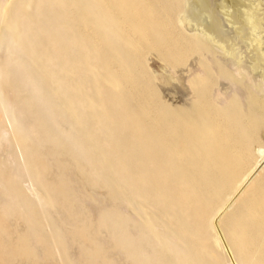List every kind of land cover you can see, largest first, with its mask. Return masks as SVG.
Masks as SVG:
<instances>
[{
	"label": "bare ground",
	"instance_id": "6f19581e",
	"mask_svg": "<svg viewBox=\"0 0 264 264\" xmlns=\"http://www.w3.org/2000/svg\"><path fill=\"white\" fill-rule=\"evenodd\" d=\"M193 1L177 14L188 26ZM261 1L232 0L229 37H212L217 17L206 32L189 27L188 44L207 46L186 50L166 85L152 87L142 63L162 40L157 0H0V92L14 98L0 106L22 152L16 175L0 172V234L13 215L25 226L9 252L0 241V263L10 254L36 264L39 247L77 264L55 214L82 241L83 264H264ZM22 175L35 198L23 194ZM89 211L106 245L84 223Z\"/></svg>",
	"mask_w": 264,
	"mask_h": 264
},
{
	"label": "rangeland",
	"instance_id": "374dc122",
	"mask_svg": "<svg viewBox=\"0 0 264 264\" xmlns=\"http://www.w3.org/2000/svg\"><path fill=\"white\" fill-rule=\"evenodd\" d=\"M3 1H5V0H1V2L3 3ZM158 1V3H161V7H160V9H161V11L162 12H164L165 14H166V18H162V22L160 21V25H159V29L161 30V36H162V40L161 41H159V44H157V45H155V46H150V47H148V48H146V50L144 51V59L146 60V61H143V63H142V67L144 68V70H145V75L147 76V78H148V76H149V80H150V84H151V86L152 87H160V86H162V87H164L165 85H166V83H167V81H168V74H169V70H171L169 67H170V63L172 62V61H175L176 63H178L179 65L181 64V63H183L184 62V59H185V54L187 53V51L188 50H198L200 47H202V48H205V46H207L206 45V43L205 42H203V44L202 43H200L201 45L199 46V45H191V43H189L188 44V36H189V34H191L190 32H188L189 31V27H191L190 29L191 30H193L194 29V27H195V29H196V32L195 31H191L192 33H198V31H200V29H202V30H204L205 32H206V30H210V28L209 27H211V23H212V21H215V20H217V18H218V21H215L217 24H218V22H219V24L220 25H218L219 27H218V29H219V31L218 30H216V32H217V34H216V32H215V30L213 31V29H212V31H211V35H212V37L213 36H215V37H217L216 39H221V38H223V35H224V37H226V36H231V35H233L234 33H235V31H236V28H237V26H238V24H236V22L234 21V13H235V11H236V8H235V6H234V4H232V3H234V2H232V0H229V3H228V0H206V1H208L207 3H206V5H204V0H194L193 2H191L190 3V7H189V9L191 8V10L193 9V11L191 12L192 13V16H193V18H191L192 19V24H191V26H188V24L186 23V22H180V21H178L177 19V14L178 13H180L181 11H182V3H183V0H170L169 1V3L168 4H166V5H164V3H162L161 1L162 0H157ZM187 1H190V0H187ZM224 1V2H223ZM234 1V0H233ZM262 2V8L264 9V2H263V0L261 1ZM16 2L14 1L13 3H12V5L13 4H15ZM209 4L211 5V7L213 8H211L212 10H210V8H208L209 7ZM192 5V6H191ZM230 5V6H229ZM194 6V7H193ZM193 7V8H192ZM208 8V11L209 12H211L212 11V13H210V14H208V12H207V8ZM194 8L196 9V10H194ZM28 9V11H30L31 9H32V6H30V7H28L27 8ZM215 9V10H214ZM191 10H189V11H191ZM206 10V11H205ZM195 11V12H194ZM198 11V12H197ZM204 11V12H203ZM213 12H215L214 13V15H216L215 17H213ZM264 12V11H263ZM190 13V12H189ZM198 13V15H196ZM229 13V14H228ZM212 15V16H211ZM210 16H211V18H210ZM204 17H205V19H204ZM213 17V18H212ZM217 17V18H216ZM262 17V19H261V24H262V26H261V30H263L264 29V16L262 15L261 16ZM197 18H199V20L197 19ZM214 18H215V20H214ZM211 19H213L212 21H211ZM194 20V21H193ZM205 20V22H203ZM194 23V24H193ZM207 23H208V25H207ZM183 24V25H182ZM2 25H4V23H2V21L0 20V29L2 28ZM193 25H195V26H193ZM241 25H243V24H241ZM185 26H186V28H185ZM205 26H207V29H204V27ZM206 28V27H205ZM186 29V30H185ZM199 29V30H198ZM185 30V31H184ZM188 30V31H187ZM222 30V31H221ZM222 32V34L223 35H221L220 33ZM264 31H262V37H264V33H263ZM207 33H210V31L209 32H207ZM226 33V34H225ZM249 34V33H248ZM219 37H221V38H219ZM214 38V37H213ZM214 49H215V47H214ZM187 50V51H186ZM1 53H2V51H0ZM150 52V53H149ZM172 52V53H171ZM177 52V54H176V56H175V59H169L168 58V55L171 53V54H174V53H176ZM0 53V58L2 57V54ZM247 52L245 51L243 54H242V57H243V59H245L246 57H247ZM148 55V56H147ZM146 57H148V59L146 58ZM147 66V67H146ZM148 69L150 70V72H152V74L148 71ZM167 69H169V70H167ZM168 71V72H167ZM150 73V74H149ZM151 75V76H150ZM153 75V76H152ZM154 78V79H152V78ZM3 91H4V88L2 89ZM2 91V93L3 94H1V92H0V105H1V102H2V100H4L3 99V97H5V99L6 98H9V96H10V100H14V98H13V96H12V94L11 93H9L8 91H4L3 92ZM5 95V96H4ZM2 113H4L3 112V109H2V106H0V131H2L3 130V132H4V129H3V127L5 128V134H7L6 136H7V138H8V140H7V138L5 139V141L3 140V142H1V146H0V165L2 166V167H0V172L2 173V171H4V173H5V171H6V173H8V174H12V173H14V175H16V173L15 172H13V171H15L14 169H16V170H18V169H20V167H21V163H22V155H21V149L19 148V147H21L20 145L19 146H17V144L18 143H16V141H15V138H14V135H13V132L11 131H9V129H11L10 128V124H9V122H8V120H5L6 119V117H5V115L4 114H2ZM1 123L3 124V125H1ZM2 129V130H1ZM8 130V131H7ZM6 131H7V133H6ZM263 133H264V130L263 129H260V131H259V138L261 137V136H263ZM7 141V142H6ZM4 143V144H3ZM5 147H7V148H5ZM10 153V154H9ZM12 154V157H13V159L11 158V155ZM9 155V156H8ZM6 160V161H5ZM7 160H9V162L7 161ZM12 160V162H10ZM13 160H14V162H13ZM4 161V162H3ZM5 162H7V163H5ZM1 173H0V175H1ZM48 175H49V177H48ZM45 177H46V179L44 178V181L46 180V181H48V182H50L51 181V179H52V181L54 180V177H53V175H52V173H48V174H46L45 175ZM52 177V178H51ZM45 181V182H46ZM48 182H46V183H48ZM1 183V182H0ZM18 184L20 185V187H21V190H22V192H23V194L25 195V197L26 198H35V188L34 187H32L31 185H30V183H29V178L26 176V175H22L21 177L19 176V179H18ZM2 187H3V183H2V185L0 184V198L2 199V197H3V195L1 194V191H2ZM81 190V189H80ZM78 191V194L81 192V194H83L84 195V191ZM96 190V194H98L99 196H104V195H102V194H105V190L103 189V188H101V189H95ZM101 192V194H99ZM79 195V197H81L82 198V196L83 195ZM29 198V199H30ZM1 199H0V202H3V200H4V197H3V200L1 201ZM79 200H80V198H79ZM88 203V202H87ZM117 203V204H116ZM86 204V203H85ZM114 204V205H113ZM113 204H111V207H112V205L114 206V207H112L114 210H116V211H120V205H119V203L117 202V201H114L113 202ZM115 204L116 205H118V206H115ZM1 205V204H0ZM89 205H90V207H91V204H90V202H89ZM83 206H84V204H83ZM88 207V204L87 205H85V207ZM81 207V206H80ZM79 207V208H80ZM85 207H83V209L85 208ZM86 207V208H87ZM85 208V209H86ZM48 209V208H47ZM46 209V210H47ZM81 210V209H80ZM87 210H90L89 208H87ZM92 210V209H91ZM50 213H49V212ZM49 215H51L52 213V211H50L49 209L46 211ZM80 212H83V211H80ZM127 213H129L128 211H126ZM91 213H92V211H89V213H85L84 212V214H82V215H85L86 217H84L86 220L88 219V218H90V219H88L87 220V222L85 221L84 223H86L88 226H90V228L93 230L92 232H93V234H96V236H97V239L100 237V239H98L99 240V242L100 243H104L106 240H107V242H108V238H110L109 237V234L106 232V231H104L103 229H97V227H96V216H95V214H93L92 213V215H91ZM89 214V215H88ZM53 215H55V214H53ZM53 215H51V218H52V220H54L53 222L55 223V225L59 228V226H61L60 228H59V230H60V235L62 234V236H63V233L67 236V237H69V238H67L66 240H64V238H65V235H64V238H63V245L65 244V243H67V244H65L66 245V247H67V249L65 248V251H66V254L69 256V257H71L72 258V256H73V259H76V258H79V261H78V259H76L78 262H77V264H83V262H84V260H83V257L81 256L80 257V255H81V248H82V241H79L80 239L78 238V239H76V237H74L75 239H73V240H75V241H72V239H70V238H73V237H71V235H69L70 233V231H71V227L72 226H65L64 224H60V223H58V222H56L57 221V219L53 216ZM94 215V216H93ZM91 216H93V217H91ZM18 217V218H17ZM17 218V219H16ZM20 218V219H19ZM54 218V219H53ZM95 218V219H94ZM8 219V218H7ZM56 219V220H55ZM5 220H6V218H4V220H3V222H5ZM11 220H12V222L14 223L16 220H19V222L17 221V223L15 222V224H13L12 222H11ZM89 220H92V222H90ZM9 221H10V223H12V224H9ZM90 222V224H88L89 222ZM94 221V222H93ZM3 222H2V224H3ZM21 222H22V224L24 223V221H23V219H22V217H19V216H16V215H13V216H11L7 221H6V223L4 224V225H6V230H7V227H8V231H5V233H3V234H0V241H2V244H4V243H6L7 242V244L5 245L4 244V246H6V248H5V251H6V249H8V252H9V248H13V244H15V242H16V240H17V238H18V236L19 235H21V233L23 234V231H24V228H25V226L23 227L22 226V224H21ZM92 223V224H91ZM59 224V225H58ZM3 225V226H4ZM8 225H10V226H8ZM20 225V226H19ZM16 227V229L14 228H11V227ZM65 226V228H67V229H69V230H64L63 229V227ZM17 228H18V230H17ZM19 228H21V229H19ZM14 230H16V233L14 232ZM19 230H20V232H19ZM64 230V231H63ZM100 230V231H99ZM18 231V232H17ZM96 233H95V232ZM15 234V236L13 235V233ZM72 232V231H71ZM100 232H102V234L100 233ZM10 233V234H9ZM4 234H6V235H8L9 234V236L8 237H10V239L9 240H7L6 238H8L6 235H4ZM72 234H74V233H72ZM104 234H106V236L104 235ZM75 235V234H74ZM73 236V235H72ZM14 238H16V240L14 239ZM30 238V237H29ZM103 239V241L101 242L100 240H102ZM4 241V242H3ZM10 241H11V245H9V247L7 248V245L8 244H10ZM14 241V243H12ZM30 241V240H29ZM71 241V242H70ZM76 241H78V244H75V243H77ZM106 242V243H107ZM1 243V242H0ZM70 243H72L73 245H75V246H72V244H70ZM79 243H80V245H79ZM32 245V244H31ZM104 245H106L105 243H104ZM72 246V247H71ZM33 247V246H32ZM37 247V246H36ZM71 247V248H70ZM39 247H37V250H36V252H37V254L39 255L38 257H40V259H39V261H37V263L36 264H52L51 262H49V261H52L53 262V260L55 261V262H53V264H59V262L61 261V259L59 260L58 259V253H56V255L54 254V256H55V258H52V260L49 258V259H47V258H44L43 256H42V254H41V250H39L38 249ZM10 249V250H11ZM76 249H78L79 251H78V253H77V250ZM68 250L70 251V252H68ZM5 251L3 252V254H6L5 253ZM39 252H40V254H39ZM68 252V253H67ZM70 253V254H69ZM2 254V255H3ZM7 255V254H6ZM6 255H4V257H6ZM0 256H1V252H0ZM9 256H10V254H9ZM9 256L7 255V257L6 258H4L3 256H2V258L3 259H1V263L0 264H11L12 262V260H11V257H10V259H7V258H9ZM75 256H77V257H75ZM119 256V254L117 255V257ZM13 257V256H12ZM53 257V256H52ZM60 257V256H59ZM19 258L20 257H17L14 261H13V263L12 264H14V262H15V264H18V263H20V264H25L26 262H27V260H23V259H20L21 260V262H20V260H19ZM43 258H44V261H43ZM81 258V259H80ZM56 259H57V261H58V263L56 262ZM118 259H119V257H118ZM118 259H117V263L116 264H118L119 262H118ZM4 260H6V261H4ZM7 260H8V262H7ZM11 260V261H10ZM19 260V261H18ZM22 260H23V262H22ZM81 260H82V262H81ZM18 261V262H17ZM24 261H25V263H24ZM5 262V263H4ZM7 262V263H6ZM44 262V263H43ZM46 262V263H45ZM76 262V261H75ZM116 262V261H115ZM26 264H30V261L28 260V262L26 263ZM32 264V263H31ZM60 264H61V262H60Z\"/></svg>",
	"mask_w": 264,
	"mask_h": 264
}]
</instances>
